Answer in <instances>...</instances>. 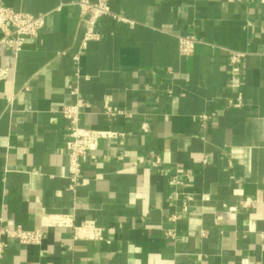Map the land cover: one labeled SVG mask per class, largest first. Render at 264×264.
I'll list each match as a JSON object with an SVG mask.
<instances>
[{
    "label": "crops",
    "instance_id": "0c3cea01",
    "mask_svg": "<svg viewBox=\"0 0 264 264\" xmlns=\"http://www.w3.org/2000/svg\"><path fill=\"white\" fill-rule=\"evenodd\" d=\"M75 1L2 0L45 17L18 52L0 45V225L71 213L102 239L69 250L72 228L51 226L0 264H264V0H109L77 61ZM78 97L81 126L123 135L98 140L72 193L59 110Z\"/></svg>",
    "mask_w": 264,
    "mask_h": 264
},
{
    "label": "built area",
    "instance_id": "2783aa9c",
    "mask_svg": "<svg viewBox=\"0 0 264 264\" xmlns=\"http://www.w3.org/2000/svg\"><path fill=\"white\" fill-rule=\"evenodd\" d=\"M79 9V16L83 22L82 36L79 41L77 53L73 56L75 61L79 58V53L83 50L87 43L91 40L99 38V32L96 30L97 20L101 17L111 15L109 0H76L74 2ZM45 14H29L17 11L11 7L5 6L0 0V45L14 52L21 50L24 41L28 37H36L39 30L44 25ZM123 20V18H120ZM196 40L193 36H182L178 40V51L182 56H188L193 53ZM243 53L232 52L230 55L231 63H239L243 57ZM1 75L4 71L1 70ZM70 93L76 94V89L71 88ZM242 102L241 94H238L235 100L228 103L232 106L239 107ZM85 102L79 97L73 104H67L60 108L59 113L65 120V130L67 138L63 146V152L66 160L67 168V189L74 193L76 188L81 184V166L86 162L89 152L97 147L98 140L105 137L122 136V133L112 130H99L80 125V113L85 106ZM120 112H115L107 107L104 114L108 117L115 116ZM205 115H201V119H205ZM141 130L146 132L148 125L143 123ZM159 162V158L155 157L153 164ZM173 183L180 184L181 181L176 176L173 177ZM187 200H191L192 196L187 195ZM253 202L252 198H245L240 202V206L248 207ZM178 217L177 214L172 215L173 220ZM71 227L72 238L67 245V249H72V242L77 239H102L101 228L98 227L93 220H86L78 225L73 223L72 214H49L46 218L44 228H23L20 225L7 227L0 225V259L9 242L19 244L39 245L47 235V228ZM201 236L205 235L204 230L199 232ZM168 237L174 236V231L168 229L165 231Z\"/></svg>",
    "mask_w": 264,
    "mask_h": 264
}]
</instances>
